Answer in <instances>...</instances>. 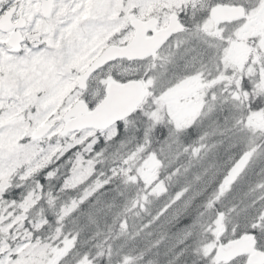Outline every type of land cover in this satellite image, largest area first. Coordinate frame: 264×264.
Segmentation results:
<instances>
[{"label": "snow or ice", "instance_id": "obj_1", "mask_svg": "<svg viewBox=\"0 0 264 264\" xmlns=\"http://www.w3.org/2000/svg\"><path fill=\"white\" fill-rule=\"evenodd\" d=\"M0 264H264V0H0Z\"/></svg>", "mask_w": 264, "mask_h": 264}]
</instances>
